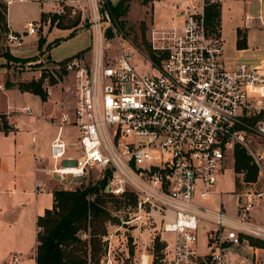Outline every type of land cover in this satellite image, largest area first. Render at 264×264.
<instances>
[{"label": "built area", "instance_id": "obj_1", "mask_svg": "<svg viewBox=\"0 0 264 264\" xmlns=\"http://www.w3.org/2000/svg\"><path fill=\"white\" fill-rule=\"evenodd\" d=\"M189 2L187 11L179 13L180 25L152 28L151 47L165 56L159 64L146 56L153 74H141L131 63L138 50L116 32L103 0H76V8L84 6L90 46L86 54L57 64L43 78L49 96L50 78L70 76L75 106L58 119L39 118L56 132L48 155H33L34 173L66 188L69 178H84L91 170L109 172V194L135 195L138 212L151 213L146 210L150 207L167 219L166 212L173 214L161 226L174 234L171 251L166 244L160 251L161 264H227L226 252L233 247L264 250L250 242H264V220L251 216L255 201L264 196L253 190L256 182L239 194L234 214L206 203L219 176L234 162L236 146L247 151L258 176L264 177V60L227 69L220 36L205 29L206 0ZM208 2L221 5L223 0ZM49 22H29L22 33L8 31L7 47H23L26 37H36ZM109 32L118 48L115 54L108 50ZM23 112L33 115L29 107ZM69 128L78 136L67 143L63 135ZM252 136L259 140L260 153L250 148ZM34 193L49 189L36 180ZM201 233L204 252L199 251ZM109 254L105 264H111ZM149 256L142 253L133 263L153 264Z\"/></svg>", "mask_w": 264, "mask_h": 264}, {"label": "rangeland", "instance_id": "obj_2", "mask_svg": "<svg viewBox=\"0 0 264 264\" xmlns=\"http://www.w3.org/2000/svg\"><path fill=\"white\" fill-rule=\"evenodd\" d=\"M45 3L40 0H31L29 2H15L8 6L7 19L15 32L22 33L25 25L28 22L37 21L41 15V9L43 12H50L52 10L53 2L57 0H45ZM51 1V3H50ZM117 0H103L106 7L110 10L111 7L116 4ZM155 1H174L181 7L183 0H155ZM69 2V3H68ZM76 0H62L59 3L61 10L59 14L65 16L63 22L71 24L78 18L79 22L77 32L75 36L67 38L72 29L63 31L56 28V26H50V24L43 23L44 26L39 30L36 37H26L24 39L23 47L12 50L6 45V33L0 22V115L3 114L7 119L8 113L14 117V122L19 123V130L17 131V144L19 146L18 151L21 152L23 161V171L26 172L29 169L30 161L34 149L37 153L48 155L49 142L53 137V131L49 128L47 122L43 127L40 126L35 120L36 114L41 112L47 113L52 110V102L56 100L54 96L47 98L48 106L42 107L41 101L35 98L33 95L22 93L18 90L17 86L20 83L31 82L38 79L39 73H49L53 71L58 63H53L52 60L60 61L65 58H72L77 52L84 51L82 54H86L90 46V35L87 32L88 22L86 20L85 12L83 13V4H78L76 8ZM6 5V4H5ZM7 6V5H6ZM158 9L161 7L160 3L157 4ZM221 21L220 26L223 35V48L226 50L224 55L229 58L233 55V47L235 44V28L242 23L244 19L243 4L241 3H221ZM79 9V10H78ZM160 12V9H159ZM58 14V13H57ZM152 14L153 4L148 3L142 5L137 0H132L129 3V10L124 18H120L121 24L118 25L114 22L116 32L122 36V38L128 40L130 44L138 51L134 52L131 63L137 69L139 73L153 74L152 67L148 61L147 53L141 43V23H144L146 27L145 36L150 43V32L152 30ZM48 15H51L48 14ZM121 26V27H120ZM156 27V26H155ZM256 33V32H253ZM261 34H264L262 32ZM261 41L263 35L255 34ZM107 41L110 44L109 53L115 54L118 50L116 42L111 33H108ZM43 40V47L40 51L37 48L38 40ZM56 39H60V43L57 46H53L51 51L47 49V45H51ZM257 37L254 41H258ZM121 44V42H120ZM151 44V43H150ZM127 45V44H126ZM34 46V47H33ZM3 53L11 54L18 58H29L28 62H12L8 63L5 58L2 57ZM147 56V57H146ZM68 58V59H69ZM61 62V61H60ZM5 65V66H4ZM7 65V66H6ZM62 90L64 92L63 103L69 102L67 106L63 107L64 111H71L74 105L70 102L73 100V81L68 75L59 77ZM11 85V89H8V85ZM14 88V89H12ZM25 107H29L33 113V116L27 115L23 112ZM59 106L56 108L55 114L59 113ZM12 131L15 129L9 124ZM35 134L36 144L31 142V136ZM78 132L75 128L66 129L63 135V140L67 143L75 141L77 139ZM1 141V140H0ZM259 140L252 136L250 138V148L255 153L261 152L262 149L258 145ZM264 165V164H263ZM106 171L91 170L84 178L71 179L69 178L64 182L67 187L64 188L58 183H50V188L54 190H73L81 188L87 185H93L96 182L103 180L106 176ZM239 180L241 175L234 173L232 159L228 163L226 170L219 176L217 185L214 188V194L210 200L206 203L211 207H220L227 211L229 214H234L237 210L236 201L240 193L245 190L244 185H241L240 190L235 187V178ZM109 180V179H108ZM108 185V181H107ZM249 188L250 186H245ZM107 188V186H106ZM253 190L264 192V177L258 176ZM5 197V196H4ZM18 195L14 196L12 201L3 198L0 202V264H11L12 256H17L16 264H34L35 258V245H36V222L35 215L32 210V206L19 205ZM48 197H51L48 196ZM137 199V198H136ZM44 209L49 208V198L45 203ZM110 211L114 216H117L120 223H111L108 225V233L106 236L107 247L104 255L101 259V264L107 262V252L110 251L109 257L111 264H130L135 259L137 260L139 255L149 254L150 260L154 259V240L156 237L162 239L168 251H171L173 247L174 234L170 232H164L161 230L162 223L173 217L171 212L167 213V218L161 217L156 209L146 210L151 213L138 212L137 205L118 207L117 209L108 204ZM251 216L253 220H264V196L257 199L254 203V207L251 210ZM131 236V241L129 240ZM204 235L200 234L199 238V251L204 252ZM130 248L133 249V254L130 253ZM233 258L230 259V264H237L242 260L243 263L239 264H264V250H258L253 253V250L248 247H233L230 249Z\"/></svg>", "mask_w": 264, "mask_h": 264}, {"label": "trees", "instance_id": "obj_3", "mask_svg": "<svg viewBox=\"0 0 264 264\" xmlns=\"http://www.w3.org/2000/svg\"><path fill=\"white\" fill-rule=\"evenodd\" d=\"M132 0H117L116 4L111 7V17L118 25L121 24L120 18H124L129 10V3ZM142 5H147L150 0H137ZM220 12L221 5L217 3H209L206 0L204 7V25L208 34L220 36ZM7 6L0 3V22L5 32H8ZM65 18L62 14H45L41 13L40 20L46 22L52 27L58 29L70 30L71 33L67 38L75 36L78 25V18L71 24L63 22ZM121 27V26H120ZM146 27L141 23V43L153 64H159L165 56V52L155 51L145 36ZM60 39H56L51 45H47V49L57 46ZM43 47V40L37 42L38 51ZM236 48L238 50L246 48V35L239 29L237 30ZM84 51L76 55L82 54ZM3 58L8 63L12 62H28L29 58L21 59L11 54L3 53ZM68 60L64 59L62 62ZM5 66V65H4ZM7 66V65H6ZM42 73L37 80L18 84L17 88L22 93H29L38 96L42 102L47 100V93L43 89ZM57 80L50 78L49 84H56ZM8 85V89L11 85ZM12 129L3 114L0 115V132L7 134ZM234 173L241 175L239 180L235 178V187L240 190L241 185L249 186L257 181L258 168L252 162L247 151L236 146L234 149ZM110 173L107 172L103 180L93 185L79 187L73 190H54L52 192V207L45 209L43 214L36 218V246L34 264H101L102 256L107 247L108 225L111 223H120L117 216H114L108 207L112 204L116 209L118 207L136 206L137 199L135 195L128 193L121 197H115L107 192L106 186ZM131 236L129 240L131 241ZM251 244L264 248V242L256 239L250 240ZM164 243L158 237L154 240V257L153 264H161L159 261L160 251ZM133 254V249L130 248Z\"/></svg>", "mask_w": 264, "mask_h": 264}, {"label": "crops", "instance_id": "obj_4", "mask_svg": "<svg viewBox=\"0 0 264 264\" xmlns=\"http://www.w3.org/2000/svg\"><path fill=\"white\" fill-rule=\"evenodd\" d=\"M43 1L45 3H49V2H46L45 0H40L41 3H43ZM61 2L62 0H57L56 2H53V5H52L53 7L50 12H43V10L41 9V13H45V14L58 13L59 14L60 13L59 10H61L59 3ZM150 3L153 4V14H152V28H153L155 26L156 27L170 26L172 23H176L180 25L183 17L181 15L179 16V13L181 11H187V4L190 2L189 0H183L181 7L178 4H175L174 1H169V2L161 1L160 2V1L150 0ZM158 3H160V6H161L159 8L160 12L157 7ZM224 3L243 4L242 9L244 12L243 13L244 19L242 23L237 25L235 28L236 29L235 30L236 31L235 41L237 40V30L239 29L242 33H245L246 35V48L238 50L236 48V42H235L234 47H233V55L230 56L229 58L225 57L224 53L226 50L223 48V56L221 59L222 64L227 69H231L238 63L247 62L250 64H257L259 61H263L264 60V34H261V33L264 32V0H261L260 3L258 2V0H223L222 6ZM8 6H7V14H6L8 31L18 33L12 29L7 19ZM172 7H175V9H172ZM221 10H222V7H221ZM246 16H248L249 18L248 20L245 19ZM37 21L40 22L41 21L40 18ZM220 21H221V12H220ZM63 31H67V30H63ZM253 32H256V33H253ZM255 34L257 35L260 34L261 36L263 35L262 40L260 41L258 39V36H256ZM256 37L258 41L256 40L254 41V38ZM220 38L223 40L221 26H220ZM51 49L49 50V52L51 51ZM78 53L79 52H77V54ZM60 61L52 60L53 63H58ZM40 75L41 74L39 73L38 78L40 77ZM61 85L62 84L59 80L56 82V84L50 85V94L47 98H51L52 96L56 98V100L52 102L53 104L52 110L51 111L49 110L48 114L46 112L45 113L41 112L40 114H36L35 116V119H36L35 121L38 122L41 127H43L44 125L47 126V124L41 123L39 119L40 117H46V118L54 117L58 119L61 114L71 113L73 111V108L75 106V95L73 96L72 102H70L72 105H74L71 111L63 110V107L67 106L69 102L63 103L65 99L63 98L64 92L62 90ZM29 95H32V94H29ZM33 96L39 99L38 96H35V95ZM41 106L42 107L48 106L47 100L45 102L41 101ZM57 106L60 107L58 108L60 111L58 114H55ZM9 113H8L9 124L12 125V127L15 130L8 132L7 134L0 132V140H1L0 141V202L3 198H6V200L12 201L14 200L13 197L18 195L19 205H23L27 207L28 202L27 200H23V198L28 199L30 202L29 203L30 207L32 206V210L34 212L35 222H36L37 216L43 214L44 212L43 208L47 207L45 206V203H47L48 198H49V208L52 207V204H53L52 192L53 191L50 188V183H55V182L51 181L49 178L45 177L44 175L40 173H34L33 155L39 154L44 157L47 156L43 153L42 154L37 153L36 149H34V153L32 154V156H30L31 161H30L29 169L26 170V172L22 173L23 170L20 167H22L23 161L25 159L22 157L21 152L18 151L19 146L17 144V139H16L17 136H19L17 132L19 130V123L16 121L14 122V119H13L14 117H12L11 114ZM48 126L53 131V136H54L56 129L50 124H48ZM31 142L33 144H36L35 134H32ZM36 180H40L46 186V188L49 189V193L35 194L34 191H35V181ZM50 195L51 197H48ZM255 221L261 222V220H255ZM231 255H233L231 250H228L226 252L227 264H230V259L233 258V256ZM16 262H17V256L14 255L12 256L11 264H16ZM239 262L243 263L242 260H240L237 262V264H239ZM130 264H134V263L131 262Z\"/></svg>", "mask_w": 264, "mask_h": 264}, {"label": "water", "instance_id": "obj_5", "mask_svg": "<svg viewBox=\"0 0 264 264\" xmlns=\"http://www.w3.org/2000/svg\"><path fill=\"white\" fill-rule=\"evenodd\" d=\"M241 199H242V197H239V199H238L239 203L241 202Z\"/></svg>", "mask_w": 264, "mask_h": 264}, {"label": "bare ground", "instance_id": "obj_6", "mask_svg": "<svg viewBox=\"0 0 264 264\" xmlns=\"http://www.w3.org/2000/svg\"><path fill=\"white\" fill-rule=\"evenodd\" d=\"M146 256H144V258H145Z\"/></svg>", "mask_w": 264, "mask_h": 264}]
</instances>
